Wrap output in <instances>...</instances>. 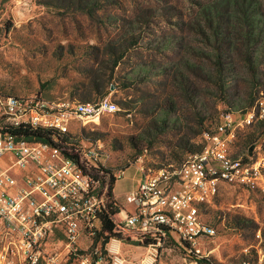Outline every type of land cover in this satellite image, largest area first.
<instances>
[{"label": "rangeland", "instance_id": "rangeland-1", "mask_svg": "<svg viewBox=\"0 0 264 264\" xmlns=\"http://www.w3.org/2000/svg\"><path fill=\"white\" fill-rule=\"evenodd\" d=\"M222 1L0 0V93L48 102L108 99L112 110L71 127L68 147L89 149L95 137L105 169L129 166L116 192L133 189L141 164L158 169L194 155L189 148L202 149L205 133L216 132L227 112L235 120L232 150L244 154L253 142L255 156H264V35L254 40L264 32V0H248L245 13L238 0ZM218 23L220 35H228L219 43ZM218 47L223 88L211 60ZM248 47L258 58L255 75ZM249 106L256 115L241 126ZM121 197L114 195L118 206ZM205 219L217 231L205 244L209 258L235 264L264 239V178L223 187ZM119 245L114 256L121 264H191L178 243L155 250L129 232Z\"/></svg>", "mask_w": 264, "mask_h": 264}, {"label": "built area", "instance_id": "built-area-1", "mask_svg": "<svg viewBox=\"0 0 264 264\" xmlns=\"http://www.w3.org/2000/svg\"><path fill=\"white\" fill-rule=\"evenodd\" d=\"M108 99L98 103L48 102L0 93V261L8 264H121L114 255L125 233L151 249L178 243L190 259L209 258L205 244L216 237L205 219V207L225 186H242L264 178V156L253 150L238 155L231 147L234 117L228 112L206 144L179 165L158 169L136 167L134 187L109 213L108 189L100 195L88 169L106 167L102 149L79 146L68 157L49 142L15 134L19 126L53 128L71 134L74 124H86L112 110ZM253 109V108H252ZM243 115L242 126L255 111ZM54 141L57 142L56 138ZM84 156V157H83ZM125 172L114 173L122 179ZM108 216L121 235L103 230ZM244 249L235 264H264V239ZM84 238L86 245L80 243ZM127 240H131L127 237ZM118 243L112 245V242ZM244 257V258H243ZM17 260V262L15 261Z\"/></svg>", "mask_w": 264, "mask_h": 264}, {"label": "trees", "instance_id": "trees-1", "mask_svg": "<svg viewBox=\"0 0 264 264\" xmlns=\"http://www.w3.org/2000/svg\"><path fill=\"white\" fill-rule=\"evenodd\" d=\"M223 3H227L230 4L231 0H224L222 1ZM236 4L241 5L242 7H244V13L245 11L248 9V7L251 6V4H253V2H249L248 0H238L236 2ZM216 17L217 19H219L220 21L224 19V17H220L221 13L218 10V8H216ZM209 16V14L207 15ZM246 21V20H245ZM249 25V24H248ZM221 26L220 23L217 24V28L215 29L214 35L216 36L215 41L216 42H220V39L226 41L227 40V33H225L224 35H220V30ZM264 35V32H261V34H258V37L256 36V39H254L257 43L262 41V37ZM253 40V32L249 30V40ZM250 40V41H251ZM255 51L252 50V48L248 47V50H246V54H245V58L247 61V68L249 69V71L251 73H253L254 75L257 73V68H258V58L255 55ZM213 62V64L215 65V82L216 84H218L221 88H223L224 85V80H223V76H224V56H222V50L220 47H218L215 51V54L212 56L211 59ZM253 107L249 106V109L247 111H245L246 113L248 111H250ZM228 113V112H227ZM231 113V112H230ZM245 113V114H246ZM260 125H261V129L263 130V134H264V120L260 121ZM15 134L24 137V138H28L30 140H36V141H41V142H49L55 146H58L60 148H62L63 146H65L66 149H69L70 151H66L64 150V153L74 159L78 161V155L73 154L74 151H76V149L79 148V146H77L78 148L73 149L72 147H68L71 142H69V137L70 134H65L62 133L56 129L53 128H44V127H36V126H19L16 129H14L13 131ZM206 133L212 134L211 131H207ZM54 138H56L57 142L54 141ZM95 140L96 138L93 137L91 139H89L87 142H91L95 144ZM250 142V141H249ZM248 142V143H249ZM65 144V145H63ZM251 147H253V142L250 143ZM248 148L247 151L249 150H253L252 148ZM201 151V148H189V152L190 153H198ZM246 153V152H245ZM129 168L126 167L125 169H121L118 170V172H125L127 169ZM86 173H89L91 175V177L93 178V180L97 183V191L98 193L101 195L104 190L107 188L108 189V196L111 200L110 203H108V209H109V213L113 214L114 211H112V202L114 201V188L115 185L117 183L118 178L116 176H114V172H111L103 167H100V169H88L85 168L84 169ZM115 226L112 223V221L108 218V216H106L103 220V230L105 232H107V236L105 237V241L103 242L104 244L107 243L111 238L113 237H119L121 238L120 234H117L114 232ZM150 242L147 240H144V245L145 246H149ZM244 258V257H243ZM198 260V264H217L213 259L211 258H197Z\"/></svg>", "mask_w": 264, "mask_h": 264}, {"label": "crops", "instance_id": "crops-1", "mask_svg": "<svg viewBox=\"0 0 264 264\" xmlns=\"http://www.w3.org/2000/svg\"><path fill=\"white\" fill-rule=\"evenodd\" d=\"M120 182V180L119 181H117V183H116V185H115V188H114V195H115V197L117 198V199H120V196H122L121 197V199L123 198V196L125 195V194H127L129 191H131V190H129L127 193H122V190L120 189L118 192H116V186L118 185V183ZM133 187H134V183H133ZM132 189V188H131ZM115 245H117V244H115Z\"/></svg>", "mask_w": 264, "mask_h": 264}, {"label": "bare ground", "instance_id": "bare-ground-1", "mask_svg": "<svg viewBox=\"0 0 264 264\" xmlns=\"http://www.w3.org/2000/svg\"><path fill=\"white\" fill-rule=\"evenodd\" d=\"M115 244H118V243H116L115 241L114 242H112V245L114 246ZM115 247V246H114Z\"/></svg>", "mask_w": 264, "mask_h": 264}]
</instances>
